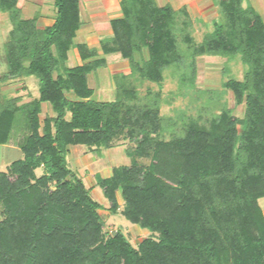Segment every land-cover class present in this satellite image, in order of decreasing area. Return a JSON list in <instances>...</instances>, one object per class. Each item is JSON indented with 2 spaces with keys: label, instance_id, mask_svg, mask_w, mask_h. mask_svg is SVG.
Segmentation results:
<instances>
[{
  "label": "trees",
  "instance_id": "obj_1",
  "mask_svg": "<svg viewBox=\"0 0 264 264\" xmlns=\"http://www.w3.org/2000/svg\"><path fill=\"white\" fill-rule=\"evenodd\" d=\"M214 1L224 21L192 48L190 80L198 56L241 54L248 67L244 79L224 86L245 104L244 116L225 106L209 125L191 119L181 135L166 140L163 130L177 123L158 106L133 104V81L159 83L167 67L184 62L176 20L185 9L120 0L123 16L112 20L113 35L101 47L104 55L128 59L132 74H116V98L104 101L92 98L89 74L106 67V57L74 42L82 24L80 0H56V21L44 29L23 18L18 0H0L12 22L5 77L40 80L39 97L0 104V144L9 142L18 122L26 132L23 158L0 170V264H264V20L245 0ZM75 47L83 63L68 67ZM145 50L148 58L138 61L136 54ZM43 102L55 115L41 118ZM121 136L135 143L127 151L134 159L98 184L112 213L121 208V192L124 216L158 233L137 247L120 231L106 235L100 203L67 161L71 145L110 148Z\"/></svg>",
  "mask_w": 264,
  "mask_h": 264
},
{
  "label": "rangeland",
  "instance_id": "obj_2",
  "mask_svg": "<svg viewBox=\"0 0 264 264\" xmlns=\"http://www.w3.org/2000/svg\"><path fill=\"white\" fill-rule=\"evenodd\" d=\"M260 1L263 2L264 0ZM157 2L161 6L170 4L178 11L186 10L187 14L181 11L176 20L178 45L186 57L182 64L177 63L167 67L163 72V80L159 83L149 80L142 81L136 78L133 82L138 87V99L132 101V103L137 106H144L145 104H152L154 107L158 106L161 115L170 117L177 123V126L174 127L171 124L172 126L168 125L163 130L160 137L166 140L171 139L175 132L181 135L182 127L188 124L191 119L197 120L201 124L209 125L213 114L219 113L220 109L225 106L229 107L234 115L243 118L245 104H238L233 92L224 86V83L231 78L244 79L248 67L244 63L241 54L235 57L212 54L198 56L196 58L194 83L190 80L191 76H193L191 64L192 48L203 43L206 36L214 32L216 23L224 21L220 6L214 0H157ZM253 2L254 0H245L244 5L248 6ZM185 21L188 22L187 25L184 23ZM5 30L0 27V104L6 98H11L18 94L22 97V103L24 104L39 96L40 80L35 75H31L20 79L15 78V81L11 83L10 80L13 78L8 79L5 77V73L8 71L4 47L8 31ZM186 37L191 38L192 44L186 41ZM115 56L121 55L110 54L108 59L111 60ZM147 56L148 53L145 50L142 54L137 53L136 59L141 61ZM121 58L119 57V59ZM66 65L72 67L75 64L70 59ZM126 66L115 63L113 70L125 69ZM110 69L112 67L108 68L106 66L91 75L94 77H90V84L94 88L93 99L114 100L116 98V90L111 85H114V83L112 81L113 73H111L112 70ZM6 84H10V87H5L4 89L3 86ZM22 85H25L28 91H25ZM73 94L70 93V95ZM157 94H160L159 98ZM47 115H55V112L50 103L44 102L41 118L44 119ZM19 127L22 126L18 122L15 125L11 141H15L17 138ZM243 128L244 124L240 123L239 131L242 132ZM134 146L135 143L124 136L114 140L110 148L97 149L95 146L71 145L67 154V161L69 167L83 179L90 190L91 196L100 203L99 213L104 222L106 235H113L120 231L125 234L133 246L137 247L143 239L156 237L158 233H154L148 228H143L124 216L121 211L123 208L121 192H118L121 208L117 213H112L109 210L108 200L98 184L100 178H105L112 174L115 166L132 163L134 158L127 151L134 148ZM5 149L0 146L1 171H7V165L15 157H8ZM4 158L5 160H3ZM137 160L144 165H148L150 162L147 158H138ZM36 173L38 176L42 175L44 173L43 168L36 169ZM259 203L264 210V197L259 199Z\"/></svg>",
  "mask_w": 264,
  "mask_h": 264
},
{
  "label": "crops",
  "instance_id": "obj_3",
  "mask_svg": "<svg viewBox=\"0 0 264 264\" xmlns=\"http://www.w3.org/2000/svg\"><path fill=\"white\" fill-rule=\"evenodd\" d=\"M251 5L260 13V15L262 16L264 20V1L261 2L260 0H254V2ZM17 6L21 10L23 18H26V19L32 18L36 20V25L39 29H44L48 26H51L56 21V18H57L56 0H18ZM80 11H81L82 24H81V27L77 31L74 42L75 44L86 43L90 48H94L98 51L99 57H106L107 62H108L107 64L108 68L112 67V69L110 70H112L111 73H113L112 81L114 85L113 84L111 85L116 90V84L114 80L115 75L116 74L131 75L132 70H131L130 62L128 59H125L122 56H115L114 58L112 57L111 60H109L108 56L110 54L108 55L103 54L102 47H101V41L103 39L110 38L113 35V29L111 26L112 20L123 16L122 9L120 6V0H80ZM0 27L2 28V30L6 29L5 31H8L7 37L4 42V47H6V42L8 40L10 31L12 29V22H11L8 11L0 10ZM5 51H6V48H5ZM113 54H120V53H111V55ZM119 57H122V58L119 59ZM146 58H148V56ZM70 59H72L73 64H75L74 66H77L83 63V60L81 59L80 54L76 47L72 48L69 51L68 60ZM115 63H118V64L120 63L122 66L123 65L125 66L127 65V66L125 67V69L122 68V69H117L115 71L113 70V66ZM92 74L93 73L89 74L90 87H92L90 84V77L94 78L91 76ZM24 77L26 76L17 77V78L20 79ZM12 81H15V78L10 80L11 83ZM5 87H10V84L9 85L6 84L3 86L4 89ZM22 88H25L24 90L28 91V88H26L25 85H22ZM70 93L72 92H66L67 97L69 99L71 100L79 99L78 97L75 96V94L72 93L73 95H70ZM18 96L19 94L13 97H18ZM19 97L21 98L19 103L23 104L22 97L21 96ZM104 101H107V100H104ZM25 135H26V132L23 129H19V131L17 130V138L15 139V141H11L12 139H10L8 143L0 144V146L6 148L5 151L7 152L6 155L8 157L15 156L14 159L7 165V168L10 166V164L13 161L23 158V152H22L20 144L23 141ZM5 158L3 160H5ZM39 168H42V167H39Z\"/></svg>",
  "mask_w": 264,
  "mask_h": 264
}]
</instances>
